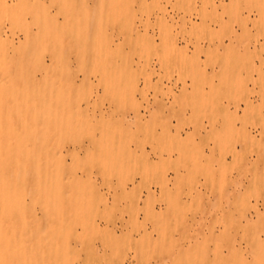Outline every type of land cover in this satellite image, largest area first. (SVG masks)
<instances>
[{
	"label": "rangeland",
	"instance_id": "rangeland-1",
	"mask_svg": "<svg viewBox=\"0 0 264 264\" xmlns=\"http://www.w3.org/2000/svg\"><path fill=\"white\" fill-rule=\"evenodd\" d=\"M36 78L66 169L0 174V264H264V0H0V96Z\"/></svg>",
	"mask_w": 264,
	"mask_h": 264
},
{
	"label": "bare ground",
	"instance_id": "bare-ground-1",
	"mask_svg": "<svg viewBox=\"0 0 264 264\" xmlns=\"http://www.w3.org/2000/svg\"><path fill=\"white\" fill-rule=\"evenodd\" d=\"M19 1V0H18ZM32 24V23H31ZM31 24L29 23L24 27L26 33L31 29ZM36 24V23H35ZM34 25V24H33ZM8 33V32H7ZM14 33V31H12ZM11 33V35H12ZM7 35L10 40V45L14 46V34L12 36ZM224 42L222 41L221 44ZM176 48L178 44H176ZM23 63H9L6 64L4 69L2 70V77L8 83L12 82L16 73H23L25 71ZM43 78V77H42ZM41 79H39L40 81ZM38 79L36 78L33 87L27 89H17L14 86H6V89L3 91L0 96V103L6 100H22L23 107L17 113H10L7 110H0V138H8L12 137V133L16 130H29L32 137V145H21L18 144L16 147H7L4 150L0 148V174L4 173H12V172H22L27 175L39 174L41 172H54L55 170L62 168L66 169V158L64 155H60L56 158L47 157L43 158V147L46 142L53 139L58 126V120L56 114L52 110V100H37L34 98L33 102H27L29 94L26 91H32V96L39 94L41 91L37 85ZM32 114V115H30ZM32 117H34L32 121ZM69 121V120H68ZM16 128V129H15ZM79 133V132H77ZM89 133V132H88ZM79 138V134L76 135V139ZM114 161H117L121 156L113 155ZM108 156L100 155L99 163L101 165H105L109 160ZM26 176L24 178H26ZM28 177V176H27ZM26 183H33V179H22ZM58 180V181H57ZM17 182V181H16ZM23 182V181H22ZM56 186L53 187V194L59 201L64 202L69 205L74 202H78L71 197H67V193L69 194V184L60 181L56 178ZM5 194L0 195L1 198L7 197ZM11 197L10 195H8ZM67 197V198H66ZM6 199V198H4ZM15 199V198H14ZM41 200V199H40ZM36 202H39L38 198L35 199ZM79 202H83L82 200ZM118 262L119 261H115ZM108 264H114L111 261ZM123 264V263H122Z\"/></svg>",
	"mask_w": 264,
	"mask_h": 264
}]
</instances>
